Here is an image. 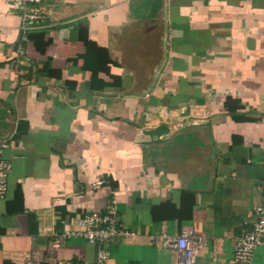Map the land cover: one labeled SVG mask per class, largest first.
Wrapping results in <instances>:
<instances>
[{"label": "crops", "instance_id": "0c3cea01", "mask_svg": "<svg viewBox=\"0 0 264 264\" xmlns=\"http://www.w3.org/2000/svg\"><path fill=\"white\" fill-rule=\"evenodd\" d=\"M42 9L25 28L0 0V138L13 164L0 264L94 262L98 245L66 231L112 198L134 235L111 243L107 264H177L153 236L185 228L205 240L194 264H242L235 238L264 206V0ZM249 264H264V246Z\"/></svg>", "mask_w": 264, "mask_h": 264}, {"label": "built area", "instance_id": "2783aa9c", "mask_svg": "<svg viewBox=\"0 0 264 264\" xmlns=\"http://www.w3.org/2000/svg\"><path fill=\"white\" fill-rule=\"evenodd\" d=\"M14 7L22 10L23 26L26 28L34 22H43L46 14L42 5L46 0H6ZM23 41L27 40L26 35ZM23 42L19 43L21 50ZM9 146L6 138H0V199L5 198L8 189L9 174L13 169L10 160L4 157V150ZM67 235L77 234L84 237L89 243L98 245L97 257L94 262H78L73 260H59L55 264H107L110 258L109 246L119 235L133 236L134 232L121 228L116 199L112 198L107 210L91 212L81 216L78 231H66ZM153 239L162 247L176 252L177 264H194L205 240L196 237L194 232L185 228L177 235L161 234L153 236ZM58 245V240L55 241ZM264 246V206L257 205L254 208V221L251 228L244 230L235 238L233 258L236 263L249 264L258 247ZM25 264H36L33 260H27Z\"/></svg>", "mask_w": 264, "mask_h": 264}, {"label": "trees", "instance_id": "16d2710c", "mask_svg": "<svg viewBox=\"0 0 264 264\" xmlns=\"http://www.w3.org/2000/svg\"><path fill=\"white\" fill-rule=\"evenodd\" d=\"M56 76H60V73H57Z\"/></svg>", "mask_w": 264, "mask_h": 264}]
</instances>
